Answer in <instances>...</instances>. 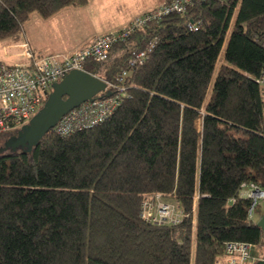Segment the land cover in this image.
Wrapping results in <instances>:
<instances>
[{"label": "trees", "instance_id": "16d2710c", "mask_svg": "<svg viewBox=\"0 0 264 264\" xmlns=\"http://www.w3.org/2000/svg\"><path fill=\"white\" fill-rule=\"evenodd\" d=\"M88 3L0 0V43L34 13L48 20ZM153 42L106 122L0 154V264H222L228 242L259 247L264 259L251 201L239 198L242 184L264 189V0L196 1L86 70L115 82ZM16 134L0 135V148ZM154 194L179 205L180 225L141 219Z\"/></svg>", "mask_w": 264, "mask_h": 264}, {"label": "built area", "instance_id": "2783aa9c", "mask_svg": "<svg viewBox=\"0 0 264 264\" xmlns=\"http://www.w3.org/2000/svg\"><path fill=\"white\" fill-rule=\"evenodd\" d=\"M201 0H170L167 3L137 16L121 30L97 37L93 42L72 55H36L23 34L7 40L3 49L13 51L9 58L16 63H0V135L18 133L23 126L43 108L52 92L54 84L61 82L73 71L89 73L88 64H102L108 60L112 48L125 41L134 32L159 21L171 14H184L187 9ZM190 31H198L194 23ZM155 43H149L134 59L129 60L127 68L115 82L107 83V92L112 96L87 102L68 113L53 129L61 138L78 132L93 129L106 122L127 97V78L130 71L143 66L148 53ZM11 60V61H12ZM91 74V73H89ZM258 83L264 85V70ZM141 206V219L154 226H178L184 220V213L176 202L162 194L145 195ZM239 198L251 201L249 219L254 218L264 201V189L256 185L242 184ZM234 199L232 202H235ZM254 248L243 242L225 244V257L222 264H257L260 259L253 255Z\"/></svg>", "mask_w": 264, "mask_h": 264}, {"label": "rangeland", "instance_id": "374dc122", "mask_svg": "<svg viewBox=\"0 0 264 264\" xmlns=\"http://www.w3.org/2000/svg\"><path fill=\"white\" fill-rule=\"evenodd\" d=\"M156 4V0H90L89 5L81 10L82 12L74 7H69L62 10L58 13L59 16L55 18V22H48L50 20L47 21L39 14L34 13L31 16V20L26 24L25 28L28 27V30L33 32L34 35L37 33L41 39H44L45 35L42 28L45 27L47 38L48 34L53 37L51 39L44 40L43 44H45L46 49L48 50L45 52L47 55H60L51 53L66 52L64 50L68 48L60 46L64 41H66L65 46H69L71 42L78 43L80 40H84L90 36L94 37L97 34L100 35L106 32H117L119 31V28L124 26L116 27L119 24L118 22H115L118 20V18L121 19V17L123 18L125 16H133L128 22L131 20L133 21L137 17L133 14H139L140 12L153 7ZM69 15L72 17L77 15L78 17L75 16L74 19L72 18L69 20L67 18ZM6 44L7 42L5 41L0 43V63H16V59L13 58L11 61L9 58V55H11L13 51H7L3 49ZM222 64L228 63L223 58L219 61L213 76L211 88L209 89V95L212 92V87L219 71L218 69ZM263 214L264 201H260V211L255 213L253 221L258 224ZM254 251L257 253L259 258H263V250H261L259 247H255ZM194 253L195 251L193 249V262Z\"/></svg>", "mask_w": 264, "mask_h": 264}, {"label": "water", "instance_id": "95a60500", "mask_svg": "<svg viewBox=\"0 0 264 264\" xmlns=\"http://www.w3.org/2000/svg\"><path fill=\"white\" fill-rule=\"evenodd\" d=\"M101 94L106 98L112 96L111 92H107L105 81L86 72H71L61 82L53 85L43 108L0 148V154L18 150L31 152L68 113L84 103L103 99ZM257 226L264 234V214ZM257 264H264V260Z\"/></svg>", "mask_w": 264, "mask_h": 264}, {"label": "crops", "instance_id": "0c3cea01", "mask_svg": "<svg viewBox=\"0 0 264 264\" xmlns=\"http://www.w3.org/2000/svg\"><path fill=\"white\" fill-rule=\"evenodd\" d=\"M156 1H157V4L155 6L150 7L147 10H144V11L140 12L139 14H133V15L134 16L135 15L138 16L141 13L143 14V13H145V12L151 10V9H154L156 7H159L160 5H162L165 2V0H156ZM89 3H90V0H89ZM89 3H88V5H89ZM87 6H85V7H79V8L74 7V8H77V10L81 11L84 8H86ZM58 16H59V14H56L52 18L48 19L50 21H48V20L47 21L48 22H55L54 20ZM75 16L78 17L77 15H75ZM74 17H72L70 15H69V17L67 16V18L69 20L72 19V18L74 19ZM131 17H133V16H131ZM131 17L125 16L123 18L121 17V19L118 18V20L115 21V22H118L119 23L116 27H120V26H123L124 25L123 27L119 28V30H121L122 28L126 27L129 23H131L132 20L130 22H128ZM42 29H43L44 35H45V38L44 39H41L40 36L37 35V33H36V35H34L33 32H31L30 30H28V27L24 29L23 36H24L25 40L29 43V45H30V47H31V49H32V51H33L34 54L47 56V53L45 51H48V50L46 49V46H45V44H43V42H44V40H48V39H51L53 37L48 34V38H47V35H46L47 32H45V30H46L45 27H43ZM49 33H50V31H49ZM105 34H109V32H106V33H103V34H100V35L97 34L94 37L90 36L89 38H86L84 40H80L78 43L77 42H75V43L71 42L69 44V46H65L66 41H64L60 46L61 47H64V48H68V49H65L64 50L66 52H54V53H51V54L72 55L75 52H77L79 49H81V48H83V47L91 44L93 42V40L96 39L97 37L102 36V35H105ZM48 49H50V48H48Z\"/></svg>", "mask_w": 264, "mask_h": 264}]
</instances>
